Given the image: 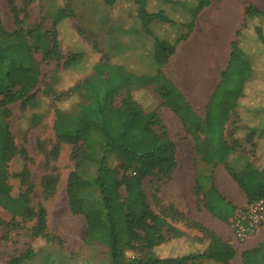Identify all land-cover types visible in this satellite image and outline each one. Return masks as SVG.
Wrapping results in <instances>:
<instances>
[{
	"label": "trees",
	"instance_id": "trees-1",
	"mask_svg": "<svg viewBox=\"0 0 264 264\" xmlns=\"http://www.w3.org/2000/svg\"><path fill=\"white\" fill-rule=\"evenodd\" d=\"M22 1L28 6L37 0ZM103 2L115 19L122 20L125 42L115 57L118 59L98 54L79 31H70L69 38L63 40L71 20L67 4L57 8L51 31L31 26L25 32L21 28L12 34L0 32V207L13 220L33 222L27 249L8 264L32 261L40 249L37 245L49 240L44 209L31 206L26 152L17 150L6 121L7 106L15 101L32 110L40 106L34 94L11 92L24 83L34 88L38 81L36 69L20 63L5 42L23 37L32 41L44 62L62 60V70L73 78V85L65 91L47 86L42 96H54L55 143L50 156L56 159L62 144L72 147L73 170L65 188L67 207L72 215L83 217L85 239L107 248L110 264H229L235 255L229 244L173 207L163 205L158 197L159 185L170 180L176 168L175 145L158 110L166 107L180 121L192 137L194 159L210 168L203 180L195 177V186L204 182L201 199L212 217L226 223L235 215V208L214 188L212 170L218 165L239 187L248 205L264 200V13L252 4L244 8L229 62L200 120L161 67L178 41L187 38L208 0ZM182 5L193 7L188 23L175 17L178 13L173 10ZM168 30L177 32L174 42L169 40ZM142 58H148L151 67ZM66 104H71L69 110H63ZM36 117L32 115L34 120ZM9 163H16L17 168L9 172ZM85 163L97 168L93 182L78 174ZM129 172L133 174L128 176ZM10 179L24 186L16 198L10 196ZM145 179L156 213L142 188ZM54 185L55 178L43 179L44 198L53 192ZM92 185L99 189L100 206L88 210L81 192ZM172 223L197 227L202 237L180 232ZM160 248H165V258L155 256L154 251ZM125 250H135L139 257L124 261ZM240 258L241 264H264V244L242 252Z\"/></svg>",
	"mask_w": 264,
	"mask_h": 264
},
{
	"label": "rangeland",
	"instance_id": "rangeland-1",
	"mask_svg": "<svg viewBox=\"0 0 264 264\" xmlns=\"http://www.w3.org/2000/svg\"><path fill=\"white\" fill-rule=\"evenodd\" d=\"M65 4L70 7L71 20L68 23L69 30L65 29L63 40L69 38L70 31H79L90 47H93L98 54L108 57L104 54L103 33L106 32L104 38L106 45L113 46L118 25L122 24V20L112 16L110 9L103 0H37L28 6H25L22 0H0V32L12 34L17 28H21L25 32L31 26H37L42 31H51L52 19L57 8ZM172 9L174 7H170V10ZM192 9L191 6L182 5L173 11H177L178 14L175 17L179 18V21L188 23L191 21ZM15 20L19 21L16 25ZM2 41V36H0V46ZM5 42H8L9 51L18 56L20 63L36 69L38 79L34 88H29L24 83L12 88L11 92L24 96L34 94L35 99L40 102V106L32 110L28 106L23 108L21 101H15L7 106L9 115L6 120L17 150L26 152L24 165L29 172L28 182L32 186L31 206L35 210L44 209L46 232L49 235L47 243L37 245L40 249L34 259L25 264H110L108 249L85 239L86 226L83 217L72 215L67 207L65 188L67 176L73 170L72 147L62 144L59 147L58 157L52 159L50 156L55 143L52 129L54 96L44 98L42 93L47 86H52L58 92L65 91L73 85V78L62 70V60L58 63L44 62L41 53L34 50L31 40L25 37L22 39L7 38ZM61 45L60 42L59 51L63 54ZM110 50L113 51L114 48L111 47ZM118 54L115 57L120 55ZM143 59V62L151 67L148 58ZM114 61L117 62V60ZM70 105L66 104L63 110H69ZM116 105H118V101ZM33 114L37 115V119L32 118ZM158 114L166 128L169 139L175 145V161L178 167V172L174 173L170 180L163 181L159 185L158 197L163 205L173 207L192 222L213 232L211 227L219 223L203 206L201 189L205 188V184L203 182L197 187L194 182L196 176L199 181L203 180L209 174L210 168H204L198 158L194 159L192 137L182 128L171 111L162 107L158 110ZM198 115L202 117L201 112ZM14 164L9 163V172L17 168V165ZM78 174L82 179L93 182L97 175V168L93 164L85 163L79 168ZM132 174L129 172L128 176ZM49 176L55 178L54 190L48 198H44L42 181ZM8 184L12 198H16L24 190V186H21L16 179H10ZM142 188L147 195L148 204L156 213L150 199L149 181L147 179L143 181ZM191 194L195 196V203L188 197H192ZM81 195L86 209L100 206L99 189L96 185L82 190ZM172 225L178 231L191 237H202V233L197 227H186L181 223H172ZM231 225L232 223H229L235 240V246L231 248L236 254V259L232 260V264H241L238 256L246 248L248 238L255 232L240 240L235 236ZM32 226V221L19 218L13 220L10 214L0 207V264H8L10 259L19 257L27 249L31 239ZM216 237L218 236L216 235ZM154 254L158 258H165L166 250L160 248L156 252L154 251ZM137 257L139 255L135 250L124 251V261Z\"/></svg>",
	"mask_w": 264,
	"mask_h": 264
},
{
	"label": "crops",
	"instance_id": "crops-1",
	"mask_svg": "<svg viewBox=\"0 0 264 264\" xmlns=\"http://www.w3.org/2000/svg\"><path fill=\"white\" fill-rule=\"evenodd\" d=\"M208 3V6L199 12L187 38L178 41L173 54L161 67L163 75L177 88L200 120L204 118L209 99L219 85L221 74L229 62L231 44L236 40V34L243 24L244 8L252 4L264 13V0H208ZM121 32L122 24L120 23L113 46L106 45V39H104L106 32L103 33V49L104 54L108 55L107 58H115L118 52L121 54L123 42H125ZM168 33L169 40L174 42L177 32L168 30ZM111 47L114 48L113 51L110 50ZM200 112L202 117L198 115ZM180 125L182 126L181 123ZM176 172H178L177 166L174 170V173ZM212 173L213 185L217 193L235 208V213L243 211L248 205L246 197L223 167L216 166ZM191 195L192 197H188L195 203V196ZM175 196L177 197V194ZM230 220L225 223L216 219L219 224L212 226L211 230L223 242L234 248L235 240L229 226ZM257 244H264V225L248 238L246 248L238 256L240 262L242 252L258 246ZM235 259L236 254L229 263L232 264V260Z\"/></svg>",
	"mask_w": 264,
	"mask_h": 264
},
{
	"label": "built area",
	"instance_id": "built-area-1",
	"mask_svg": "<svg viewBox=\"0 0 264 264\" xmlns=\"http://www.w3.org/2000/svg\"><path fill=\"white\" fill-rule=\"evenodd\" d=\"M236 237L243 240L264 225V200L247 205L240 212L235 213L231 221Z\"/></svg>",
	"mask_w": 264,
	"mask_h": 264
},
{
	"label": "bare ground",
	"instance_id": "bare-ground-1",
	"mask_svg": "<svg viewBox=\"0 0 264 264\" xmlns=\"http://www.w3.org/2000/svg\"><path fill=\"white\" fill-rule=\"evenodd\" d=\"M210 16V15H209ZM196 96V95H195ZM197 97V96H196ZM221 181V180H220ZM222 184V183H221ZM223 185V184H222Z\"/></svg>",
	"mask_w": 264,
	"mask_h": 264
}]
</instances>
